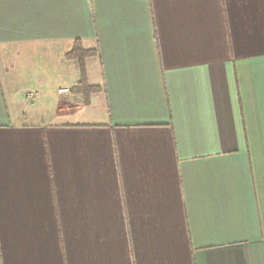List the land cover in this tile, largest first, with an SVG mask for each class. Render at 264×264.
<instances>
[{
  "label": "crops",
  "instance_id": "obj_1",
  "mask_svg": "<svg viewBox=\"0 0 264 264\" xmlns=\"http://www.w3.org/2000/svg\"><path fill=\"white\" fill-rule=\"evenodd\" d=\"M0 264H264V0H0Z\"/></svg>",
  "mask_w": 264,
  "mask_h": 264
},
{
  "label": "trees",
  "instance_id": "obj_2",
  "mask_svg": "<svg viewBox=\"0 0 264 264\" xmlns=\"http://www.w3.org/2000/svg\"><path fill=\"white\" fill-rule=\"evenodd\" d=\"M93 51H86L81 46L80 42H75L73 49L69 52L65 59L69 61H76L80 72H81V80L79 84L72 90V92L76 95H81L84 98H88L91 94L97 92L98 88L90 87L87 84L86 75L84 73L85 61L93 56Z\"/></svg>",
  "mask_w": 264,
  "mask_h": 264
},
{
  "label": "built area",
  "instance_id": "obj_3",
  "mask_svg": "<svg viewBox=\"0 0 264 264\" xmlns=\"http://www.w3.org/2000/svg\"><path fill=\"white\" fill-rule=\"evenodd\" d=\"M59 93L60 94H65V93H67V90H61V91H59Z\"/></svg>",
  "mask_w": 264,
  "mask_h": 264
}]
</instances>
